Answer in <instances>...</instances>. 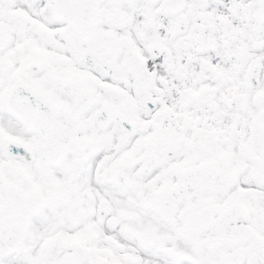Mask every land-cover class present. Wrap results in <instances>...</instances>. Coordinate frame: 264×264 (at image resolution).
<instances>
[{"label":"snow or ice","instance_id":"1","mask_svg":"<svg viewBox=\"0 0 264 264\" xmlns=\"http://www.w3.org/2000/svg\"><path fill=\"white\" fill-rule=\"evenodd\" d=\"M0 264H264V0H0Z\"/></svg>","mask_w":264,"mask_h":264}]
</instances>
